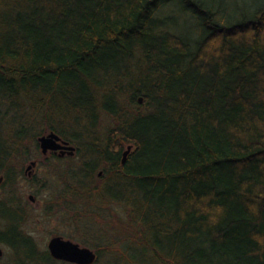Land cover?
I'll list each match as a JSON object with an SVG mask.
<instances>
[{"label": "trees", "instance_id": "trees-1", "mask_svg": "<svg viewBox=\"0 0 264 264\" xmlns=\"http://www.w3.org/2000/svg\"><path fill=\"white\" fill-rule=\"evenodd\" d=\"M50 131L76 151L47 170L104 179L134 230L94 264H264V0H0V264H70L24 230L8 168Z\"/></svg>", "mask_w": 264, "mask_h": 264}, {"label": "rangeland", "instance_id": "rangeland-1", "mask_svg": "<svg viewBox=\"0 0 264 264\" xmlns=\"http://www.w3.org/2000/svg\"><path fill=\"white\" fill-rule=\"evenodd\" d=\"M167 5V6H166ZM161 6L159 10L156 12L158 15L162 14H175L177 16V21L180 25H182L184 18L180 14H178L177 8L166 4ZM169 5V6H168ZM185 29V27L183 28ZM31 146V145H30ZM37 152L32 150L30 152L29 158H20L19 163L17 164V184L16 185V192L18 196L23 201V205L28 207L29 211L28 215L25 217L27 222L25 224L26 230L32 234L41 248L47 249V242L53 236H61L62 238L69 239L75 243L80 245L88 246L89 244L93 243H102L110 242L112 243V247L114 249H122L126 251V243L127 239H124L128 234L126 231L129 229L134 231L133 228L127 227H118L120 230L115 231L112 230L114 225H117L121 219H127V213L125 212V208L118 202H112L111 200H103L102 202L98 203L96 201H89V198H83L81 201L80 206H75V208L70 209L68 205H70V201L68 197L64 200L59 194L61 192L62 195H67L63 193L65 179L60 175V178H56L53 170H47V162L40 163L38 168H34L32 163L28 160L34 159ZM64 158V157H63ZM77 160V158L75 159ZM68 160H62L60 162V173L62 168L67 165ZM65 165V166H64ZM31 169L32 175L35 173L42 183H44L39 189L38 185L29 184L27 183V175L23 174L24 170ZM35 171H33V170ZM101 169V168H100ZM96 171L95 177L99 178L102 177V169ZM101 175H97V174ZM0 181V197L2 196L3 188H1L3 182V176ZM58 179V180H57ZM41 183V184H42ZM99 186H103L105 184V180L100 179L98 180ZM7 188V187H6ZM34 196V201L30 199V196ZM95 196H92V199ZM105 199V198H104ZM72 201V200H71ZM26 204V205H25ZM83 215L81 219L74 220L72 219L73 216L76 217V213ZM107 212L108 214L112 215L111 219H104L102 217H98V213L100 212ZM119 217V218H118ZM117 220V221H116ZM106 221H108L111 225H106ZM89 229H92L98 233V239L94 241H88L87 239L94 238L91 235L92 232ZM121 231L120 234L118 232ZM129 235V234H128ZM132 241V240H130ZM129 242V241H128ZM135 242V240H134ZM133 243V246L136 243ZM87 243V244H86ZM86 244V245H85ZM126 247V249H125ZM91 248V247H90ZM0 249L2 250V254L0 256V263L5 262L9 256V250L3 244L0 243ZM112 249V248H111ZM95 250V248H92ZM96 251V250H95ZM130 252V251H129ZM9 253V254H8ZM132 258L137 260L138 253L137 250H132L130 252ZM105 256L101 259V261H106ZM159 264V263H158Z\"/></svg>", "mask_w": 264, "mask_h": 264}, {"label": "water", "instance_id": "water-1", "mask_svg": "<svg viewBox=\"0 0 264 264\" xmlns=\"http://www.w3.org/2000/svg\"><path fill=\"white\" fill-rule=\"evenodd\" d=\"M138 102L141 103L142 98H139ZM59 140V137L55 133H48L37 138L39 147L44 154L48 151H60V156H64L65 154L73 155L74 148L63 145ZM129 151L130 147L124 152L122 163L125 162V157ZM1 179L2 177H0V181ZM47 250L52 258L66 263L92 264L96 259L95 253L89 248L81 247L78 243L61 236L51 237L47 242ZM1 254L2 250L0 249V256Z\"/></svg>", "mask_w": 264, "mask_h": 264}, {"label": "bare ground", "instance_id": "bare-ground-1", "mask_svg": "<svg viewBox=\"0 0 264 264\" xmlns=\"http://www.w3.org/2000/svg\"><path fill=\"white\" fill-rule=\"evenodd\" d=\"M172 29V28H171ZM181 28L178 29V26H176L175 28H173L172 30L175 31V32H179ZM48 133H55L58 137H59V142L62 143L63 145H66L68 147H72L74 148V154L73 155H67L65 154L64 157H74L75 155V151H76V146L71 143L69 140H66L64 139L62 136H60L58 133L54 132V131H50ZM48 133H45V134H48ZM1 134V133H0ZM45 134H42V135H45ZM3 135V134H2ZM41 135V136H42ZM30 140H28V142H26V144H29ZM37 144H38V141H37ZM38 147H39V144H38ZM130 147V151L132 150V145L131 144H128L124 147L122 153H121V164H124L122 163V160L124 158L123 154L126 150H128V148ZM39 149L41 150V148L39 147ZM130 151L128 152V154L130 153ZM42 152V150H41ZM43 153V152H42ZM44 154V153H43ZM128 154L126 155L125 157V161H126V158L128 156ZM19 159L20 158H15L13 159V165L11 163L8 164V168H11L13 171H15V182L17 181V176H18V173H17V164L19 163ZM73 179V177L71 176H66V179H65V183H70V180ZM72 182L70 183L71 187H72V191H69L70 192V195H72L73 199L76 200L78 199L79 197H81L80 199L78 200H82L84 197L85 198H89L91 200L89 201H96L98 203L102 202V199L105 201L107 200V198L105 196H103V192H104V189H107L106 187V184H104L103 186H99L98 184V180L96 179H93V178H90L84 182H81L80 180L78 181V178L73 179L71 180ZM18 182V181H17ZM17 182L15 184H17ZM43 182V181H42ZM43 185V183L41 184V186ZM44 187V185H43ZM43 187H40L39 189H42ZM64 193V191H62ZM66 194V193H65ZM60 196H63L60 192L59 194ZM69 194H67L66 196H68ZM32 197H34L33 195H31ZM92 196H95L93 199H92ZM105 198V199H104ZM23 228L25 231L26 230V227L25 225H23ZM94 238L90 239L91 241H94L95 239H98L99 235H96V236H93ZM80 245V244H79ZM81 247H86V248H89L90 250H92V248H90V246H84V245H80ZM95 255H96V259L95 261L97 260V254H96V251L95 250H92ZM129 258H132L131 255L129 254L128 256H125V261L122 262V264H132L131 262H129ZM94 261V263H95ZM92 263V264H94ZM70 264H73V263H70Z\"/></svg>", "mask_w": 264, "mask_h": 264}, {"label": "flooded vegetation", "instance_id": "flooded-vegetation-1", "mask_svg": "<svg viewBox=\"0 0 264 264\" xmlns=\"http://www.w3.org/2000/svg\"><path fill=\"white\" fill-rule=\"evenodd\" d=\"M36 152H37V155H35V158L33 160L32 159L28 160L29 162L33 163L32 165H33L34 168H38L39 164L42 163V162L43 163H46V162L50 163L52 160H57V159H61V158L64 157V156H60L59 155L60 151H56V152L48 151L47 153L43 154L41 152V150L38 149ZM33 171H35V170H33ZM23 174H26L27 177H28L27 183H29V184L33 183L32 185H34V184L38 185L39 184L38 187L39 188L41 187V183L42 182L40 180H38V177L36 176L35 173L32 175V172H31L30 168H29V170L27 169V171L25 169ZM97 175L99 176L101 174L98 173ZM30 199H32L34 201L35 198L30 196Z\"/></svg>", "mask_w": 264, "mask_h": 264}]
</instances>
